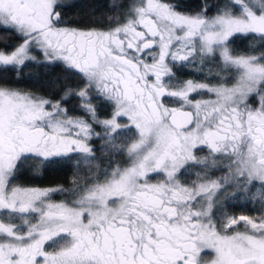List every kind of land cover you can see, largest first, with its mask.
<instances>
[{
    "label": "snow or ice",
    "instance_id": "1",
    "mask_svg": "<svg viewBox=\"0 0 264 264\" xmlns=\"http://www.w3.org/2000/svg\"><path fill=\"white\" fill-rule=\"evenodd\" d=\"M70 6L0 0V30L23 41L0 49V72L34 59L30 48L39 46L83 77L75 94L89 118L0 83V264H264V214L215 212L222 194L236 195L229 187L247 192L259 182L264 190V0H225L211 17L209 5L193 14L171 0H132L123 17L89 29L60 26L58 9ZM249 38L247 52L232 47ZM197 55L202 65L218 61V83L188 80L172 90L169 62ZM205 93L215 98L191 99ZM93 99L112 105L110 117L101 119ZM93 138L124 156V166L94 164ZM73 155L93 173L83 184L14 186L27 160ZM197 167L196 179L182 182ZM213 171L225 175L213 179ZM56 195L66 199L55 202ZM258 199L264 207V191Z\"/></svg>",
    "mask_w": 264,
    "mask_h": 264
},
{
    "label": "trees",
    "instance_id": "2",
    "mask_svg": "<svg viewBox=\"0 0 264 264\" xmlns=\"http://www.w3.org/2000/svg\"><path fill=\"white\" fill-rule=\"evenodd\" d=\"M130 1L65 0L62 3L71 4V6L62 8L61 14L62 18H66L71 25L106 28L109 26L108 17H123ZM171 2L180 4L179 11L193 14L203 11L204 6L209 5L207 16H211L217 14V8L225 3V0H171ZM21 42L22 39L16 33L0 30V49L11 45L8 48L11 50ZM252 42L251 38L247 40L237 39L232 47L236 48L238 52L245 53ZM260 51H264V49H260ZM175 67L181 69L180 65ZM0 83L19 90L32 91L56 102L59 101L61 107L68 110V114L85 115L86 119H89L81 109L80 102L82 101L75 94L84 89L86 82L77 71L69 70L62 62L43 59L28 60L25 65L19 66L17 70L0 72ZM69 93L73 94L69 95ZM90 95L95 96L96 94L93 92ZM65 96L67 99H62ZM92 103L97 106V111L101 117L108 116L113 109L111 104L105 103L101 99H93ZM121 120L124 121L125 119ZM93 128L96 132L103 131L97 125H93ZM122 138L118 137L115 143L119 145ZM89 143L91 147L97 150L95 155L98 159L94 161V164L100 165L101 170L106 168L110 170L123 164L125 157L114 151H108V146H105L103 140L93 138ZM102 146H104L103 151L101 150ZM78 160L80 157L76 155H73L70 161L56 159L52 163H42L38 159H29L21 166L13 184L72 187L74 180L83 184L90 179L93 173L90 172V165L83 162L77 167ZM261 191L264 190L261 189L259 182H255L247 192L235 187L234 193L236 195H230L227 202L217 211V215L224 213L237 217L238 215L257 217L264 214V207L261 206L262 202L258 199ZM5 221L8 222L6 219Z\"/></svg>",
    "mask_w": 264,
    "mask_h": 264
},
{
    "label": "flooded vegetation",
    "instance_id": "3",
    "mask_svg": "<svg viewBox=\"0 0 264 264\" xmlns=\"http://www.w3.org/2000/svg\"><path fill=\"white\" fill-rule=\"evenodd\" d=\"M58 10L61 12V9H58ZM62 19L66 23L60 25L61 27H71V28H80V29L96 28V27H81V26L71 25V24L68 23V20L66 18H62ZM152 51L155 52V53H158L159 50L158 49L157 50L153 49ZM144 59L146 60L147 63H151L152 62L150 57L147 56V55L144 57ZM200 59H201L200 56H198V57L195 56L194 58H191V62L185 63L184 65H180L179 63H177L176 65H173L171 62H169V66L172 67L173 72L175 73V78L172 81V85H173V89L172 90H175V85L178 82H183V81H188V80H192L194 82H207V83H213V84H217L218 83L217 80L212 78L213 75H215L219 71L218 61L214 63L211 60H205L204 64L202 65L200 63ZM57 61H59V60H57ZM59 62L64 63L63 61H59ZM179 65H180L181 69L178 68V67H175V66H179ZM179 72H181V74H179ZM205 96H207L206 93L205 94H201V95L192 94V97H196V98H194L195 100H204ZM81 103L82 102H80V106H81ZM165 104L168 107H179L180 106L179 104L174 103V102H172L171 100H168V99L165 100ZM112 112H113V109H112L111 113ZM111 113L108 116L101 117V119L108 118L111 115ZM69 116L86 119L85 115L69 114ZM124 121H122V122H124ZM121 124H123V123H121ZM197 154L199 156H201V157L206 156V155H208V150L205 148L204 151L198 152ZM188 171L193 173V174L192 175L181 176L182 182H184V181L190 182V181L195 180L196 176L194 175V173L201 171V169L198 168V167L197 168H189ZM211 175H212L213 179H216L218 177H221V176L225 175V172L224 171H213L211 173ZM158 179H162V177H154L151 182L155 183ZM14 185H16V184H14ZM52 186H62V185H52ZM62 187H64V186H62ZM72 187H65V188H72ZM234 191H235V187L234 186L233 187H229L227 189V192L229 194L234 193ZM56 196H59V195H56ZM227 200L224 199L223 194L218 198L219 206L215 209L216 214H217V211H219V208L223 204H225L227 202ZM4 215L6 216V213ZM231 216H234V215H231ZM238 216H241V215H238ZM235 217H237V216H235ZM15 222L18 223L19 221H15ZM49 250H51V249H49Z\"/></svg>",
    "mask_w": 264,
    "mask_h": 264
},
{
    "label": "rangeland",
    "instance_id": "4",
    "mask_svg": "<svg viewBox=\"0 0 264 264\" xmlns=\"http://www.w3.org/2000/svg\"><path fill=\"white\" fill-rule=\"evenodd\" d=\"M61 1H65V0H61ZM131 3H132V0L129 2V4H131ZM129 4H128V5H129ZM127 10H128V9H126V12H125L124 14L127 13ZM214 15H216V14H214ZM214 15H211V16H214ZM211 16H209V17H211ZM22 42H23V41H22ZM22 42H21V43H22ZM18 45H19V44H18ZM18 45H17V46H18ZM177 47H179V46H177ZM14 48H15V47H14ZM14 48L11 49V50H9V51L14 50ZM157 49H158V48H156V50H157ZM158 50H159V49H158ZM172 50H173V51H176V48H173ZM151 51H152V50H151ZM181 54H184V53L181 52ZM29 55H30L31 57H34V59H43V60H51V61H53L52 59L47 58V57L45 56V54H44L43 49L40 48L39 46H36V45L31 46V48H30V52H29ZM197 57H198V55H197ZM195 83H204V84L214 85L213 83H207V82H195ZM12 89L17 90V91H20L21 93H24V94H32V95H34V96H39V97H42V98L49 99V100L53 101V100L50 99V98H47V97L41 96V95L36 94V93H34V92H32V91L19 90V89H16V88H12ZM194 98H196V97H192V94H191V99L193 100V102L196 101ZM214 98H215V97H214L213 95H211V94H207V96L204 97V100H207V99H214ZM53 102H56V101H53ZM250 103H251V105H252L253 107H256V106H257L256 101H250ZM109 117H110V116H109ZM124 119H125L124 122H122L121 120H120L119 122H120V123H123V124L128 123L127 119H126V118H124ZM120 165H121V166H124V164H120ZM14 186H22V185H18V184H16V185H14ZM23 187L50 188V187H60V186H29V185H26V186H23ZM258 189H259V188H258ZM56 199H57V200H56ZM64 199H66V197L63 196V195H59V196H54V197H53V200H54L55 202H60L61 200H64ZM238 217H239V216H238ZM238 230H240V231H243V230H244L242 224H241V226H240V228H239Z\"/></svg>",
    "mask_w": 264,
    "mask_h": 264
}]
</instances>
